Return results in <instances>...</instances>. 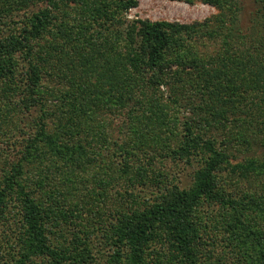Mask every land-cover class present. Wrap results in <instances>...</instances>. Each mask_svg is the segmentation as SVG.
Returning <instances> with one entry per match:
<instances>
[{
  "label": "trees",
  "instance_id": "1",
  "mask_svg": "<svg viewBox=\"0 0 264 264\" xmlns=\"http://www.w3.org/2000/svg\"><path fill=\"white\" fill-rule=\"evenodd\" d=\"M187 1L219 14L188 25L130 20L137 0H0V23L7 26L0 29L1 79L16 81L17 53L30 55L31 43L52 33L54 12L63 15V42L51 47L54 54L38 53L26 74L27 108L41 104L45 64L54 61L72 85L50 87L58 102L56 132L41 125L34 139L36 150L44 144L43 166L82 170L74 177L84 187V174L97 164V179L80 190L83 199L76 178L66 189L44 190L23 179L21 164L9 171L0 184V264H264V160L234 163L231 151L250 133L264 145V0ZM198 43L216 48L200 52ZM14 88L5 83L4 92ZM190 90L197 117L178 127L173 112ZM110 114L130 119L133 136L119 145L126 158L153 145L196 161L192 185L166 188L147 203L135 194L145 176L139 171L120 191L131 163L120 176L105 167L103 150L115 143ZM215 131L225 133L221 142Z\"/></svg>",
  "mask_w": 264,
  "mask_h": 264
},
{
  "label": "rangeland",
  "instance_id": "2",
  "mask_svg": "<svg viewBox=\"0 0 264 264\" xmlns=\"http://www.w3.org/2000/svg\"><path fill=\"white\" fill-rule=\"evenodd\" d=\"M138 6L131 9L126 17L130 20L142 19L149 20L152 22L156 21H168L172 23L179 24H194L202 23L208 19H213L219 14V10L207 4L195 1L194 3H189L187 0H137ZM246 4V3H245ZM253 2L250 5L247 4L249 10L252 7ZM45 4H38L37 6L29 9L30 11H38L44 8ZM248 10V11H249ZM57 17L54 20V29L51 34L43 36L42 39L35 40L31 43L33 47V52L28 55L27 51H22L16 55V81L6 80L0 78V184L4 180L5 176L9 171L16 165L21 164L24 170L23 179L25 181H30V186L42 184L44 190H49L50 188H63L66 189V183L69 179H75L77 173H81L82 170H73L72 172L66 170L65 167L60 164H50L44 167V163L40 160L41 156L38 155L39 149L44 150V144H38V150L34 145V139L37 137L40 126L43 125L49 133L56 132L57 119L55 118L56 106L58 104L55 98L50 97V87L57 86L60 82L65 85V89L68 90L70 85L69 80L64 81L62 73L55 67L54 61L52 63L45 64L43 67V79H42V92L43 98L40 101L41 104L36 107L27 108L25 101L29 98V90L26 88L27 80L26 74L28 72L29 61L36 58V55L42 50L47 49L49 52L54 54V50L51 47L57 48L58 43H62L63 39L58 34V27L63 17L62 14L54 12ZM75 13L72 11V17L69 19L71 23L74 24L73 19ZM60 16V18H59ZM58 18L60 20H58ZM73 18V19H72ZM240 19L243 21L248 20L247 16L243 13L240 14ZM69 23V24H71ZM243 23V22H242ZM1 24V23H0ZM71 24V25H73ZM7 27V26H6ZM4 25H0V29L6 28ZM9 29H13L11 26ZM16 33L20 31V27H16ZM57 43V44H56ZM56 44V45H55ZM56 46V47H55ZM195 46V45H194ZM194 48L200 52L213 51L216 45L211 43L210 45L198 43ZM60 72V73H59ZM59 74V75H58ZM65 77V76H64ZM12 83L16 85L14 90L9 93L4 92L5 83ZM18 83V84H17ZM164 93L165 100L170 101L171 90L169 87L164 86L161 88ZM193 94L191 90L183 100L176 105L177 110L175 117H177V125L181 127L182 123L192 118H196L193 114L192 105L197 103L196 100H192ZM179 106V107H178ZM45 108V109H44ZM46 110L48 113H43ZM113 124L111 127V138L115 142L114 144L108 146L103 153L105 154L104 162L105 167L108 172L116 173V176H120L123 172L121 166H126L131 163L129 171L125 170V175L123 174L120 178V183L122 188L120 191H124L125 184L131 181V178L137 174V172L144 173L142 181H137L135 183V194H137V200L141 198V201L146 200L147 203H153L157 196H161L166 192V188H171L173 186H178L179 188H189L193 182V174L198 163L193 161L191 164L179 161L173 157L164 155V152L160 153L157 151L158 146L151 145L150 148H146L147 151L136 150L135 155L125 157L124 151L122 152L119 145L125 146L129 143L132 132L129 129L130 119L125 115H116L113 117ZM111 118H109L111 120ZM232 126V125H231ZM239 129V128H238ZM237 130V129H236ZM244 131V129H243ZM214 132L217 136L219 142L225 138V133L223 131ZM85 139L84 137H81ZM258 137L254 135L245 136V144H236L231 151L234 153V158L232 162H245L248 158H258L264 160V145L256 141ZM91 138H88V140ZM171 144L176 147L177 140L175 138L171 139ZM92 142V141H91ZM250 143V144H249ZM93 147L97 150V143L93 144ZM121 156V157H120ZM44 156V162L45 160ZM115 164L113 166L112 164ZM133 165V166H132ZM141 166V168H140ZM97 170V164L91 167L90 175L84 174L83 179L87 180V185L93 184V181L97 179L95 176V171ZM73 176V177H72ZM77 180H80L76 178ZM79 185H75L79 191L78 198L86 197V192L80 191L82 189L88 188L82 181H78ZM82 182V183H81ZM145 182V184H144ZM79 190H78V187ZM69 194H74L75 191L69 190ZM129 197V196H128ZM130 199V197H129ZM132 202V200H129ZM223 249L224 246H219ZM204 258V257H203Z\"/></svg>",
  "mask_w": 264,
  "mask_h": 264
}]
</instances>
